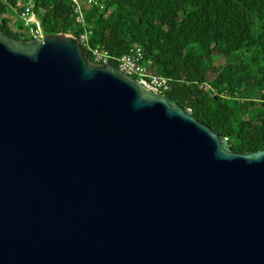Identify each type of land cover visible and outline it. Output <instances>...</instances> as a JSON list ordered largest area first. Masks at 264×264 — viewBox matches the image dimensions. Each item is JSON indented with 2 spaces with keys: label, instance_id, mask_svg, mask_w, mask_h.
<instances>
[{
  "label": "water",
  "instance_id": "1",
  "mask_svg": "<svg viewBox=\"0 0 264 264\" xmlns=\"http://www.w3.org/2000/svg\"><path fill=\"white\" fill-rule=\"evenodd\" d=\"M0 264H264V150L64 30H0Z\"/></svg>",
  "mask_w": 264,
  "mask_h": 264
},
{
  "label": "trees",
  "instance_id": "2",
  "mask_svg": "<svg viewBox=\"0 0 264 264\" xmlns=\"http://www.w3.org/2000/svg\"><path fill=\"white\" fill-rule=\"evenodd\" d=\"M33 2L44 34H71L93 58L100 47L111 64L135 44L153 73L171 80L166 95L189 108L240 152L264 150V0H103L104 9L74 0H0V30L31 40L12 11Z\"/></svg>",
  "mask_w": 264,
  "mask_h": 264
},
{
  "label": "built area",
  "instance_id": "3",
  "mask_svg": "<svg viewBox=\"0 0 264 264\" xmlns=\"http://www.w3.org/2000/svg\"><path fill=\"white\" fill-rule=\"evenodd\" d=\"M76 11L78 13L77 21L84 23L83 5L89 7L98 6L101 9L105 8L103 0H74ZM23 18H32L34 14V3L28 2L23 4L22 11L20 13ZM27 34L31 37V40L42 39L45 35L42 26L37 23L31 26L27 30ZM71 35V34H70ZM78 39V38H77ZM81 44L87 43V33L81 35V39H78ZM93 58L96 61L102 63H110L112 56L104 49L100 47L92 48ZM118 67L130 75L136 76L140 82L149 90L159 94H166L171 87V80L167 76L155 74L150 69L152 60L145 57L142 46L135 44L134 47L126 54L118 57Z\"/></svg>",
  "mask_w": 264,
  "mask_h": 264
},
{
  "label": "rangeland",
  "instance_id": "4",
  "mask_svg": "<svg viewBox=\"0 0 264 264\" xmlns=\"http://www.w3.org/2000/svg\"><path fill=\"white\" fill-rule=\"evenodd\" d=\"M12 13V22L16 30H18L17 28L21 27L26 33L31 26L36 25L37 23L40 24V21L36 15H33L30 19L21 17L20 13H17L15 10H13Z\"/></svg>",
  "mask_w": 264,
  "mask_h": 264
}]
</instances>
